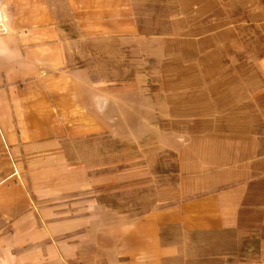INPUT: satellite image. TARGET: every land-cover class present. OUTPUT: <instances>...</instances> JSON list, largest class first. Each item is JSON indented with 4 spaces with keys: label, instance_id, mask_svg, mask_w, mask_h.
I'll list each match as a JSON object with an SVG mask.
<instances>
[{
    "label": "crops",
    "instance_id": "obj_1",
    "mask_svg": "<svg viewBox=\"0 0 264 264\" xmlns=\"http://www.w3.org/2000/svg\"><path fill=\"white\" fill-rule=\"evenodd\" d=\"M3 1L8 32L0 36V264H264V52L248 67L233 65V95L230 80L216 84L218 117L225 121L217 140L203 127L193 132L200 142L174 149L184 169L168 208L99 228L92 218L97 209L90 207L94 221L86 224L65 205L66 192L43 186L67 181V144L108 131L115 105L113 95L71 66L76 38L62 8L81 31L88 23L95 36L105 29L112 37L109 24L121 23L120 39L135 43L145 36L133 22L112 17L115 8H130V0ZM252 4L264 8V0ZM262 8L250 14L261 37L250 50H264ZM202 83L209 92L211 81ZM211 98L207 94L205 102Z\"/></svg>",
    "mask_w": 264,
    "mask_h": 264
},
{
    "label": "rangeland",
    "instance_id": "obj_2",
    "mask_svg": "<svg viewBox=\"0 0 264 264\" xmlns=\"http://www.w3.org/2000/svg\"><path fill=\"white\" fill-rule=\"evenodd\" d=\"M252 3L130 0V8H115L112 17L133 22L145 36L135 43L120 39L121 23L109 24L112 37L105 29L95 36L88 23L81 31L69 19V9L62 8L69 34L76 38L71 66L88 84L113 95L115 105L106 120L108 131L67 144V181L43 186L54 194L66 192L65 205L86 224L94 221L90 207L97 209L92 218L99 228L134 223L168 208L171 188L179 185L177 174L184 169L174 149L187 140L200 142L193 132L203 127L217 140L225 121L218 117L216 84L230 80L227 92L233 95V65L248 67L264 52L250 50L251 41L261 43L249 20L262 7ZM203 81H211L210 103ZM74 190L81 193L70 196Z\"/></svg>",
    "mask_w": 264,
    "mask_h": 264
},
{
    "label": "clouds",
    "instance_id": "obj_3",
    "mask_svg": "<svg viewBox=\"0 0 264 264\" xmlns=\"http://www.w3.org/2000/svg\"><path fill=\"white\" fill-rule=\"evenodd\" d=\"M7 15L2 7H0V31H7Z\"/></svg>",
    "mask_w": 264,
    "mask_h": 264
},
{
    "label": "built area",
    "instance_id": "obj_4",
    "mask_svg": "<svg viewBox=\"0 0 264 264\" xmlns=\"http://www.w3.org/2000/svg\"><path fill=\"white\" fill-rule=\"evenodd\" d=\"M0 7H2L6 13V6H5L3 0H0ZM6 15H7V13H6ZM6 25H7V21H6ZM7 32H8V28H7V31H0V36L7 34Z\"/></svg>",
    "mask_w": 264,
    "mask_h": 264
}]
</instances>
